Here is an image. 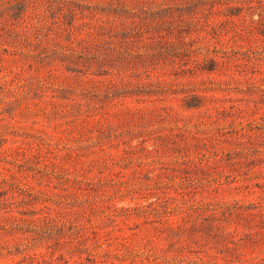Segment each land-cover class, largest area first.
Instances as JSON below:
<instances>
[{
	"label": "rangeland",
	"instance_id": "1",
	"mask_svg": "<svg viewBox=\"0 0 264 264\" xmlns=\"http://www.w3.org/2000/svg\"><path fill=\"white\" fill-rule=\"evenodd\" d=\"M247 1L0 0V264H264V29L223 22ZM137 16L173 44L89 42Z\"/></svg>",
	"mask_w": 264,
	"mask_h": 264
},
{
	"label": "trees",
	"instance_id": "2",
	"mask_svg": "<svg viewBox=\"0 0 264 264\" xmlns=\"http://www.w3.org/2000/svg\"><path fill=\"white\" fill-rule=\"evenodd\" d=\"M65 2V1H64ZM118 3H122L120 2V0H118ZM221 1H217V2H213V4H211V9L212 7H214L216 4H220ZM254 1H247L245 2V4L243 5H234V6H229L228 9V13L226 14V20L223 22H227L228 20L231 22L235 21V17H240L242 18V20H244V22H247V17L249 16V14H254L256 11H258L259 14V19L258 20H252L250 19V24L248 25V29L251 30L252 33H255L256 31H261L264 29V0H256L255 3L257 6H255V4H253ZM246 5V6H245ZM69 14L71 16V21L67 22V24H65V22H63V24H61L62 26L65 25V29L64 31H66L68 33L69 36H73L75 34V25H74V19L77 16L76 12L73 9L69 10ZM170 18H174V15H170ZM134 20L132 22V25L130 27H128V29H124V33L121 34L120 32L117 31V27H113L114 24H110V22H105L103 19H101L98 23L99 25V29L95 32V33H91L88 35L89 38V42H92V44L94 46H99L100 44L103 43V41L100 37L102 35H104V31L108 30L109 32V38H115L112 40L111 43H114L115 45H118L121 47V49L118 50V52L121 53V55H123L125 57V62L124 64L127 67H131L132 64H134V61L132 60V54L129 51L128 46L130 44H133L135 42H140L143 43L144 46L147 48L149 45L147 43V41L145 40V38H147L148 40H156L157 42L164 43L166 45H172L173 43L171 41H169V32H164V30L162 28L160 29H153L150 31L149 27V20L147 19V17L145 16H137L135 18H138V21L135 20L134 17H132ZM165 21H169V20H164L162 22ZM87 24V23H86ZM85 24V25H86ZM113 25V26H112ZM84 26V25H83ZM107 26V27H106ZM81 43V42H80ZM148 54V53H147ZM176 57H180L177 56ZM187 63V62H186ZM221 63L220 60H218V58L211 56V55H207L204 56L203 61L201 62L202 65V71L205 72H209L212 73L214 72L217 67L219 66V64ZM190 72L194 71V67L192 69H189ZM106 73H108V71H106ZM200 106V104H196L193 103L191 101H188L186 103V107L187 108H198ZM1 183H6L4 181V179L0 178V184ZM2 204H4L3 202L0 201V211H1V206ZM1 213V212H0ZM14 221H18V217L14 216L12 217ZM48 220V218H44V221ZM0 231H3L4 234L6 233H10L8 230V228H4L0 226ZM2 234L0 233V236ZM35 258V257H32Z\"/></svg>",
	"mask_w": 264,
	"mask_h": 264
}]
</instances>
